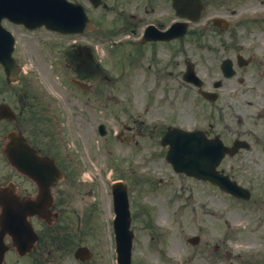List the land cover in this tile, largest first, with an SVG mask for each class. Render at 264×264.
Returning <instances> with one entry per match:
<instances>
[{
    "label": "flooded vegetation",
    "instance_id": "af4514ba",
    "mask_svg": "<svg viewBox=\"0 0 264 264\" xmlns=\"http://www.w3.org/2000/svg\"><path fill=\"white\" fill-rule=\"evenodd\" d=\"M70 1L84 4L94 22L91 0ZM121 1V9L117 8L123 21L122 58L129 71L139 69V94L178 100V94L187 90L188 107L178 109L176 122L189 130L201 131L208 139L218 138L231 148L237 140L246 141L247 148L226 154L219 169L231 179L256 189L250 180L256 179L258 167L264 168V0H199L200 15L196 20L181 18L174 0ZM110 5H104L103 10H116L113 3ZM179 21L186 23L184 34L163 38L162 32L169 34ZM2 25L15 37L19 27L24 29L8 20H3ZM48 33L60 37L54 59L74 73L76 79L88 84L93 93L94 82L104 81V77L94 75V31ZM17 50L15 43L13 55L18 61ZM190 66L197 69L203 81L201 90L207 96L180 80ZM1 72L0 65V103L7 102L16 109L18 85L7 84ZM142 82L146 88L141 86ZM12 130L20 131L17 116L13 120L0 119V190L4 189L0 198V229L5 227L2 238L6 245L0 264H94V251L90 258L81 260L75 257L73 243L61 241L53 245L55 221L31 214L33 206L54 210L57 199L51 204L40 203L38 183L19 171L12 163L13 155L6 154L7 134ZM28 137V143L39 155L51 157L37 145L32 133L28 132ZM17 154L15 151L14 155ZM10 200L15 202L10 209L16 217L5 219L2 202ZM71 235L73 242L77 238L74 249L82 245L80 231H72ZM93 241L90 244L94 247Z\"/></svg>",
    "mask_w": 264,
    "mask_h": 264
},
{
    "label": "rangeland",
    "instance_id": "374dc122",
    "mask_svg": "<svg viewBox=\"0 0 264 264\" xmlns=\"http://www.w3.org/2000/svg\"><path fill=\"white\" fill-rule=\"evenodd\" d=\"M28 36L20 35L19 43L26 38L31 39L32 36ZM41 56L37 55L36 49L20 46V57L24 59V69L29 73L26 74V78L20 79L18 84L20 95L27 98V103L33 95H36L37 99L40 96L42 103L49 98L55 101L52 102V107H58L60 120L55 128L51 127V129L60 156L62 152L61 159L71 165L74 163L86 165L88 171H92L90 173L93 182L98 185V193H95L92 204L97 207L99 213L95 210L93 212L91 206L83 205V217L89 216V221H94L95 233L103 225L102 217L104 222L107 219L110 221L112 215L110 187L113 180L118 178L115 169L113 175L111 174L110 163L120 160L123 165L121 173L126 174L122 179L129 185L132 208L134 207L137 212V208L141 209L144 202H151L154 207L153 210L151 209L153 227L146 228L133 218L134 254L143 261V264H196V262L207 264L201 257L216 264H237L238 258L235 257L237 253L245 255L249 251L253 252L264 247L263 238L256 235L253 239L250 235L259 233L260 212L232 201L226 196L223 197L208 186H200L190 179L175 175L164 159L151 156V153H157L158 150L148 140L144 141L142 138L134 144L121 141L115 146L106 147L104 142L109 143L114 133L123 130L121 124H131L133 117L143 118L137 115L139 105L135 104L126 113L115 109L114 113L109 114L108 109L100 111L96 105L97 100L94 99V115H91L88 112L89 107L77 96L79 93L62 78L58 67H50L45 51H41ZM123 72L124 68H121L119 73ZM118 87L116 85L112 89V96L124 97L122 91H116ZM98 99L102 103V97ZM29 110L25 109L22 114L24 127H30L26 120ZM99 122L106 124V128L109 129L108 137L101 138L102 136L99 135L97 131ZM40 129H43V126H40ZM34 130H39L36 124ZM45 132L40 134L45 135ZM126 133L127 131L124 132ZM35 139L41 143L46 140L39 136ZM72 140H74L73 144ZM94 161L98 168L94 166ZM128 173L138 177L133 178L134 175L128 177ZM78 174L76 167H69V176L75 177ZM141 174H146L147 180L139 185L136 180L140 181ZM91 181L87 177L86 182ZM141 186L146 187L145 190H141ZM91 188L94 191V185ZM259 193L264 197V192L259 191ZM59 195L64 202L63 205L66 206V212L80 209V201L84 202L83 192L68 179L60 185ZM173 196L179 197L176 201H172ZM196 215L199 217L195 220ZM107 227L102 239L94 235V247L104 245V250L109 252L112 240ZM261 228H264L263 223ZM239 230L240 232H237ZM195 234L200 235V241L196 245H191L187 242V238ZM243 244L249 247H243ZM175 245L179 249H176ZM215 246L218 247L215 249ZM198 250L201 253L193 260L192 253ZM247 260L248 264L252 262L249 257Z\"/></svg>",
    "mask_w": 264,
    "mask_h": 264
},
{
    "label": "water",
    "instance_id": "95a60500",
    "mask_svg": "<svg viewBox=\"0 0 264 264\" xmlns=\"http://www.w3.org/2000/svg\"><path fill=\"white\" fill-rule=\"evenodd\" d=\"M5 1L6 0H0V12H6L8 16H13L14 20H16L17 22L24 23L25 25L30 27L34 25L44 24L49 28L60 30L61 13L63 12L64 5L61 0H13V8L6 4ZM9 55L10 50L3 51L1 54L2 62L6 66H9ZM14 141H16L15 137L13 138V143ZM168 159L173 163L174 167L184 169L186 170V172H190L193 166H197L199 163L198 159H196L194 161V165H192V163H189L186 159L177 158L176 154H174V150H172ZM18 164L19 166H21L19 162ZM21 168H25V170H27L26 172L31 173V168ZM117 204L119 218L118 223L116 224V233L118 235V250L120 251L119 262L120 264H127L129 260V241L127 240L126 242H124L126 238L125 229L127 226L125 214L126 202L124 198H120L117 200L116 208Z\"/></svg>",
    "mask_w": 264,
    "mask_h": 264
},
{
    "label": "bare ground",
    "instance_id": "6f19581e",
    "mask_svg": "<svg viewBox=\"0 0 264 264\" xmlns=\"http://www.w3.org/2000/svg\"><path fill=\"white\" fill-rule=\"evenodd\" d=\"M237 248H238V246H237Z\"/></svg>",
    "mask_w": 264,
    "mask_h": 264
}]
</instances>
